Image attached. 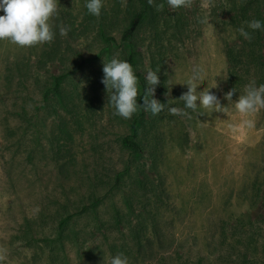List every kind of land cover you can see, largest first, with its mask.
I'll list each match as a JSON object with an SVG mask.
<instances>
[{
  "label": "rangeland",
  "instance_id": "374dc122",
  "mask_svg": "<svg viewBox=\"0 0 264 264\" xmlns=\"http://www.w3.org/2000/svg\"><path fill=\"white\" fill-rule=\"evenodd\" d=\"M125 1L104 0L106 29L118 39ZM226 2L170 9L182 22H170L158 39L149 23L141 27L143 73L158 72L153 98L169 104L146 116L140 157L121 142L136 113L115 115L101 82L104 61L124 60L125 52L95 58L104 46L95 39L100 16L85 20V0H59L50 21L60 50L54 62L46 63L53 41L19 47L0 40V264H110L119 253L129 264H264V109L253 115L254 127H243L238 98L225 99L234 37ZM205 15L211 25L199 22ZM67 20H84L83 34L61 36ZM65 55L76 71L62 98L47 100L51 75L66 71ZM197 66L206 74L197 90L215 85L210 92L224 113L170 114L169 107L183 108L178 99L187 91L176 83ZM83 204L86 212L60 236L62 217Z\"/></svg>",
  "mask_w": 264,
  "mask_h": 264
},
{
  "label": "clouds",
  "instance_id": "9594fccd",
  "mask_svg": "<svg viewBox=\"0 0 264 264\" xmlns=\"http://www.w3.org/2000/svg\"><path fill=\"white\" fill-rule=\"evenodd\" d=\"M154 3V0H149ZM171 10L185 8L189 6V0H166ZM59 0H0V40L7 39L9 42L19 47H33L51 43L56 33L50 22L58 13ZM104 7V0H85L87 12L95 17L101 15ZM202 24H210L209 17L205 15L199 21ZM211 25V24H210ZM264 30V22L253 19L242 24L238 33L245 40L251 39L250 31ZM67 29L63 26L59 28L61 36L66 35ZM104 61V60H103ZM102 84L105 85L108 94V104L114 109L115 115L124 119H131L132 116L142 108L145 112L156 116L161 113L168 103H160L153 98L155 86L159 84L157 71H148L145 74L144 95L140 96L143 105L137 103L139 95V78L133 66L126 60L113 57L110 61L103 63ZM206 74L202 67L197 66L192 70V74L181 83L186 85L187 91L178 100L183 102V108L169 107L168 111L172 115L188 116L189 111L197 114H211L213 112H223L222 106L217 96L210 92L215 87H205L198 91L197 85L205 81ZM150 86V87H149ZM236 92L234 89L225 94L228 102L232 101V96ZM149 94L151 98L149 99ZM199 103H195L196 101ZM234 110L246 119L241 120L243 127H254L253 115L264 109V84L257 86L255 82H250L244 87L243 94H239L238 99L233 102ZM200 109L201 111H198ZM110 264H129L128 257L119 253L110 258Z\"/></svg>",
  "mask_w": 264,
  "mask_h": 264
},
{
  "label": "trees",
  "instance_id": "16d2710c",
  "mask_svg": "<svg viewBox=\"0 0 264 264\" xmlns=\"http://www.w3.org/2000/svg\"><path fill=\"white\" fill-rule=\"evenodd\" d=\"M122 0H117V6L119 7ZM125 11H126V22L121 31L120 38L118 39L115 35L108 34L106 29V20L108 12L105 7L101 10L99 31L95 35V39L98 42L103 43V48L97 53L95 58H100L102 53L111 52L114 49L123 48L125 52L124 60L128 61L134 68L139 78V95L137 97V103L143 105V100L140 96L144 95L145 88V75L142 70L143 65V45L138 44L137 37L139 31L144 23H149L154 33V38L158 39L160 34H167L169 30L170 22L180 26L182 22L181 13L177 15L170 11L166 0H154V3L150 4L149 0H127L125 1ZM226 15L228 16L227 24L232 28L234 37L230 43L226 46V57L228 64L227 73V87L225 93L234 89L232 99L238 98L239 94H243L244 87L250 82H255L257 86L264 84V30L250 31L251 39L245 40L241 37L237 29L247 21L253 19H258L264 22V0H227L224 4ZM182 9V8H180ZM95 16L90 15L86 10V21H94ZM83 22V23H82ZM101 23V24H100ZM67 29V39H74L77 36H81L84 31L81 32V27L85 25L84 20L76 22H70L69 20L65 23ZM161 25V29L159 26ZM162 33H161V32ZM78 33V34H77ZM58 39V35H55ZM53 40L50 46V50L47 52L46 63L54 62L57 60L59 55V49L57 44ZM67 43L71 44L70 41L66 40ZM159 49H162L161 46ZM77 55L80 53L76 50ZM65 54V53H64ZM80 56V55H79ZM70 57L65 55V58H61V63L64 64L66 71L60 74H52L50 79V84L45 87L46 97L45 99H50L51 97L62 98L63 95V85L66 83L68 77L75 73L76 61L71 62L69 65L68 61ZM163 61L162 55L159 61ZM153 68L156 69L154 61ZM151 98L149 94V99ZM146 116H149L148 120L153 117L150 113L145 112L142 108L138 109L136 115L130 123V131L128 134L122 137V145L125 149L129 150L131 155L135 157H140L143 155L144 149L140 140V128L143 123L146 122ZM117 183L122 177V174H118ZM115 184V186H116ZM99 198L93 199V202L89 206H95ZM88 206L81 205L76 211H67L66 215L62 217L59 223V234L62 235L63 231L68 229V226L75 216L86 212Z\"/></svg>",
  "mask_w": 264,
  "mask_h": 264
}]
</instances>
